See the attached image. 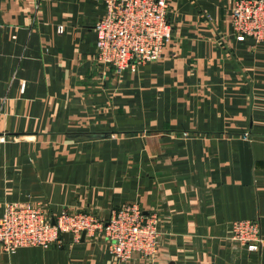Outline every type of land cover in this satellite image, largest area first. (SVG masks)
I'll return each instance as SVG.
<instances>
[{
	"label": "crops",
	"instance_id": "0c3cea01",
	"mask_svg": "<svg viewBox=\"0 0 264 264\" xmlns=\"http://www.w3.org/2000/svg\"><path fill=\"white\" fill-rule=\"evenodd\" d=\"M230 2L168 0L160 56L114 72L95 58L102 0H0V213L135 201L158 216L151 261L64 231L0 264H264V240L227 236L236 219L264 236V44L234 38Z\"/></svg>",
	"mask_w": 264,
	"mask_h": 264
},
{
	"label": "built area",
	"instance_id": "2783aa9c",
	"mask_svg": "<svg viewBox=\"0 0 264 264\" xmlns=\"http://www.w3.org/2000/svg\"><path fill=\"white\" fill-rule=\"evenodd\" d=\"M103 13L94 21L95 58L114 72L156 60L171 38L168 0H102ZM229 24L236 40L264 44V0H231ZM61 31V25H57ZM3 136L0 135V140ZM158 216L144 212L135 201L111 207L106 217L91 211L61 209L49 216L41 202L8 200L0 213V248L60 245L59 233L74 238L98 234L116 261L134 256L151 261L158 247ZM227 236L248 250L260 249L264 236L257 219L230 221Z\"/></svg>",
	"mask_w": 264,
	"mask_h": 264
},
{
	"label": "water",
	"instance_id": "95a60500",
	"mask_svg": "<svg viewBox=\"0 0 264 264\" xmlns=\"http://www.w3.org/2000/svg\"><path fill=\"white\" fill-rule=\"evenodd\" d=\"M84 235V232L83 231H81V233H80V237L82 238V236Z\"/></svg>",
	"mask_w": 264,
	"mask_h": 264
},
{
	"label": "rangeland",
	"instance_id": "374dc122",
	"mask_svg": "<svg viewBox=\"0 0 264 264\" xmlns=\"http://www.w3.org/2000/svg\"><path fill=\"white\" fill-rule=\"evenodd\" d=\"M127 68H129V67H127ZM125 69H126V68H125ZM123 70H124V69H123ZM123 70H122V71H123Z\"/></svg>",
	"mask_w": 264,
	"mask_h": 264
}]
</instances>
